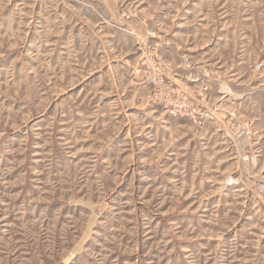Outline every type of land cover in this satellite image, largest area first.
Instances as JSON below:
<instances>
[{
	"label": "rangeland",
	"instance_id": "374dc122",
	"mask_svg": "<svg viewBox=\"0 0 264 264\" xmlns=\"http://www.w3.org/2000/svg\"><path fill=\"white\" fill-rule=\"evenodd\" d=\"M0 264H264V0H0Z\"/></svg>",
	"mask_w": 264,
	"mask_h": 264
},
{
	"label": "built area",
	"instance_id": "2783aa9c",
	"mask_svg": "<svg viewBox=\"0 0 264 264\" xmlns=\"http://www.w3.org/2000/svg\"><path fill=\"white\" fill-rule=\"evenodd\" d=\"M171 94H168L167 98L163 99L166 107L170 109V112L173 111L182 112L187 106L186 97L184 94L181 95V98L174 100L173 99V84L169 87ZM162 99V98H161ZM174 109V110H173Z\"/></svg>",
	"mask_w": 264,
	"mask_h": 264
}]
</instances>
